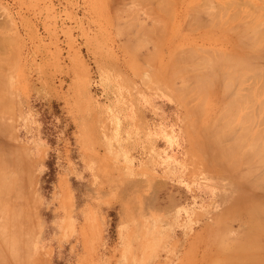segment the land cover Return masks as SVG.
I'll use <instances>...</instances> for the list:
<instances>
[{"label":"rangeland","instance_id":"374dc122","mask_svg":"<svg viewBox=\"0 0 264 264\" xmlns=\"http://www.w3.org/2000/svg\"><path fill=\"white\" fill-rule=\"evenodd\" d=\"M263 29L264 0H0V264L264 247Z\"/></svg>","mask_w":264,"mask_h":264},{"label":"bare ground","instance_id":"6f19581e","mask_svg":"<svg viewBox=\"0 0 264 264\" xmlns=\"http://www.w3.org/2000/svg\"><path fill=\"white\" fill-rule=\"evenodd\" d=\"M262 17V16H261ZM260 23V22H259ZM262 23V22H261ZM256 25H258V24H256ZM256 25H255V27L254 28H257L256 27ZM260 25V24H259ZM264 30V29H263ZM263 30H260V33H259V35H257V36H261L262 34H263ZM259 31V30H258ZM256 36V37H257ZM264 36V35H263ZM263 36H262V40H263ZM260 37H258L257 38V40L259 39ZM261 41V40H260ZM259 41V42H260ZM256 42H258V41H256ZM238 74V73H237ZM234 76H235V74H234ZM241 80H243V78L241 79ZM240 81V80H239ZM244 81H245V79H244ZM241 82H243V81H241ZM262 83V82H261ZM260 84V83H259ZM255 86V85H254ZM259 87V86H258ZM257 87V88H258ZM263 88V87H262ZM261 89V88H260ZM252 92V91H251ZM250 97V96H249ZM254 101H255V99H254ZM262 101V100H261ZM261 101H260V106H261ZM264 102V101H263ZM263 102H262V104H263ZM238 103V102H237ZM247 103V102H246ZM240 104V103H239ZM233 106V105H232ZM236 106V105H235ZM250 106L251 105H249L248 107L250 108ZM253 106V105H252ZM257 106V105H256ZM260 109H261V107H259ZM259 109V110H260ZM251 111V110H250ZM259 112H261V111H259ZM264 112V111H263ZM252 116V115H251ZM264 116L262 115V118L261 119H264L263 118ZM254 118V117H253ZM263 122H264V120H262ZM251 122H253V121H251ZM261 121H259V123H260ZM252 125V124H251ZM251 125H249V126H251ZM258 128V127H257ZM259 129V128H258ZM261 130H263V128L261 129ZM245 131V130H244ZM246 132H244L243 134H245ZM262 133V132H261ZM261 133L259 134V133H257L256 132V134L258 135V139H259V135H261ZM264 134V133H263ZM256 135V136H257ZM255 136V135H254ZM237 137V136H236ZM239 138V137H238ZM256 137H255V139H257ZM241 139V138H240ZM255 139H253V141H256ZM257 139V140H258ZM238 141V140H237ZM252 141V142H253ZM232 144V143H231ZM251 145V144H250ZM234 146V145H233ZM257 149V148H256ZM257 151H255V153H256ZM262 152V151H261ZM263 154V153H262ZM254 155V154H253ZM259 155H261L260 153H259ZM258 155V156H259ZM264 155V154H263ZM261 158H262V156H260ZM257 158H259V157H257ZM261 158H259V160L261 159ZM258 160V159H257ZM255 163H256V161H254ZM259 162H261V161H259ZM264 163V162H263ZM251 165V164H250ZM249 165V166H250ZM252 165H254V164H252ZM256 165V164H255ZM254 165V166H255ZM258 167H259V163H258ZM258 167H255V171L257 170L256 168H258ZM263 167V166H262ZM246 168V167H245ZM250 169H248V173L250 172L249 171ZM263 171V170H262ZM244 173V172H243ZM261 173V172H260ZM246 174V173H245ZM260 175V174H259ZM252 176V175H251ZM262 179H263V181H264V177L263 178H261V181H262ZM259 182H260V180H259ZM264 199V198H263ZM263 206V205H262ZM260 207V209H261V206H259ZM258 207V208H259ZM264 207V206H263ZM262 207V208H263ZM148 210V209H147ZM256 210V209H255ZM263 210V209H262ZM261 210V211H262ZM258 212L260 211V210H257ZM260 211V212H261ZM255 212V211H254ZM254 212H252V213H254ZM255 213H257V212H255ZM260 214V213H259ZM264 214V213H263ZM254 215V214H253ZM257 215V214H256ZM169 216H170V214H168V216L166 217L167 219L169 218ZM252 216V215H251ZM261 217V216H260ZM260 217H258V218H260ZM263 218H264V216H263ZM154 219V218H153ZM255 219H257V218H255ZM262 219V218H261ZM30 226V225H29ZM33 226V225H32ZM151 228H149V230H148V236H149V238H155L156 236H157V234H158V229H155L154 227H153V225L152 226H150ZM30 228V227H29ZM19 229V228H18ZM34 230H35V228H34ZM34 230L32 231V234H31V237H30V240H29V242H28V249H29V251L30 252H35V246L33 245V241H32V236H33V234H34ZM22 231V230H21ZM156 231V232H155ZM17 234V233H16ZM20 234V233H19ZM21 234H22V232H21ZM18 237L20 236V235H17ZM23 236V235H22ZM27 239V238H26ZM259 239H261V238H259ZM264 240V239H263ZM245 241V240H244ZM26 242H27V240H26ZM250 242V241H249ZM253 242V241H252ZM241 243H243L242 242V240H241ZM260 244V243H259ZM263 244V243H262ZM262 244H260V245H262ZM22 245V244H21ZM241 245V244H240ZM239 245V246H240ZM250 245V244H249ZM23 246V245H22ZM26 246V245H25ZM25 246H23V247H25ZM14 247V246H13ZM21 247V246H20ZM27 247V246H26ZM243 247V246H242ZM263 249H262V248ZM15 248V247H14ZM22 248V247H21ZM16 249V248H15ZM19 249V248H18ZM26 249V248H25ZM24 249V250H25ZM241 250V249H240ZM263 250H264V247L263 246H260L259 248H256L255 249V251H254V254H252V256H250V258L249 259H247V258H244V260H245V262H243L242 263V261H241V263L240 264H264L263 262L262 263H260V262H258L259 261V259H261V257H259L260 255H264V254H262V252H263ZM257 251V252H256ZM18 252V251H17ZM256 252V253H255ZM249 254V253H248ZM254 255V256H253ZM263 257V256H262Z\"/></svg>","mask_w":264,"mask_h":264},{"label":"crops","instance_id":"0c3cea01","mask_svg":"<svg viewBox=\"0 0 264 264\" xmlns=\"http://www.w3.org/2000/svg\"><path fill=\"white\" fill-rule=\"evenodd\" d=\"M85 77V76H84ZM87 77V76H86ZM79 99H80V97H79ZM84 106V104L82 105V103L80 102V100H79V108L77 109V115L79 114L80 115V113H82V114H84V111H86L87 109H86V107L84 108L83 107ZM24 115H26V114H24ZM76 115V116H77ZM78 115V116H79ZM22 116L23 115H21L20 116V120H22L23 122H24V120L22 119ZM80 116H82V115H80ZM29 115H28V121H29ZM77 122H79L80 121V123H81V119H77L76 120ZM84 122V121H83ZM26 124V122H24V125ZM90 125V124H89ZM79 126H80V124H79ZM16 130H17V132L19 131L18 130V128H16ZM80 132V131H79ZM92 133V131H91V128H89L88 127V122H87V134H88V137L89 138H91V136H90V134ZM91 142H90V144L88 145V148L90 147V145H91V143H92V138H91V140H90ZM81 142H82V145H83V141L81 140ZM37 143V142H36ZM26 145H28L27 143H26ZM28 147H29V152H30V156H32V155H34V150H33V146L31 145V147L28 145ZM87 148V149H88ZM85 222H87V221H85ZM88 224V223H87ZM58 225V224H57ZM57 227V226H56ZM59 235H60V237L62 238V239H67V238H69V236H70V233L69 234H64V231L63 230H61L60 232H59ZM45 246V245H44ZM84 247H85V241H84ZM38 251V250H37Z\"/></svg>","mask_w":264,"mask_h":264}]
</instances>
